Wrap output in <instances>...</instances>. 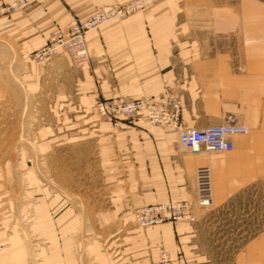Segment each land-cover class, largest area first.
Instances as JSON below:
<instances>
[{
    "label": "crops",
    "instance_id": "crops-1",
    "mask_svg": "<svg viewBox=\"0 0 264 264\" xmlns=\"http://www.w3.org/2000/svg\"><path fill=\"white\" fill-rule=\"evenodd\" d=\"M13 1L0 0V6ZM126 1L28 0L0 16V107L10 111L12 106L20 122L26 97L33 100L29 110L36 107L41 115L35 144L47 163V170L36 160L27 172L10 167L9 146L25 141L0 135V264H30L17 227L30 207L33 229L48 242L45 264H84L85 253L98 264H158L161 247L175 264H209L195 222L142 228L134 209L195 198L200 165L210 168L211 178L215 170L220 200L230 183L253 176L251 163L264 161V74L240 67L249 60L219 53L217 8L203 10L199 0H160L88 31L91 59L81 70L66 52L41 63L33 60L55 28L97 7ZM212 17L215 34L201 31ZM173 92L182 100L181 126L220 124L233 114L238 124L249 127L232 138L241 158L226 162L210 156L226 152L192 155L175 128L150 127L143 117L133 122L105 118L94 108L99 96L164 100ZM251 129L257 136L248 139ZM236 166L243 175L229 177ZM85 234L88 242L81 245Z\"/></svg>",
    "mask_w": 264,
    "mask_h": 264
},
{
    "label": "rangeland",
    "instance_id": "rangeland-1",
    "mask_svg": "<svg viewBox=\"0 0 264 264\" xmlns=\"http://www.w3.org/2000/svg\"><path fill=\"white\" fill-rule=\"evenodd\" d=\"M199 1L202 5L201 8L203 10L208 8L213 9L214 7L217 8L219 30H217L216 33L219 53L225 56L249 60V65L243 64L240 65V67L246 69V71L248 70L250 72L264 74V0ZM225 16H227V20ZM75 19H73L70 23L74 22ZM202 20L204 23L206 22V18L202 17ZM213 20L214 18L212 17L211 25H203L201 31L208 30L212 34H215V26L213 25ZM226 21H228L227 26L224 24V22ZM70 23L66 26L57 28H67ZM57 28H55L53 32ZM53 32L47 42L51 39ZM46 43H44L43 45H45ZM62 52H66L69 54L72 60L73 67L76 70H81V68L91 59L90 55L88 60H79L75 58L71 52L65 49H60L56 54ZM32 58L34 61L41 63L50 59L51 57L42 61H37L34 58L33 53ZM169 96H176L180 100L182 106V100L177 93H170ZM114 97L135 98L128 95H115ZM2 98L3 79L0 75V101L2 100ZM101 99L110 98L99 96L95 102V111L105 118H115L114 116L103 114L97 109V102ZM32 103L33 100H31V98L29 97H26V112L24 114V118H22L20 122L18 120L19 116L15 112H13L14 110H12V106L10 111H2L0 107V135L5 134L14 137L20 136L22 140L25 141V145L19 146L15 144L9 146V166L12 168H21L26 172L35 168V160L38 165L41 162L43 168L47 167V163L45 162L44 158L41 159V156L35 144V128L41 118V115L36 107H33L31 108V110H29L28 105ZM116 117L124 118L132 122L135 119H129L123 116ZM147 122L150 127L164 126L154 125L148 120ZM164 127L177 129L178 136L179 126ZM255 132V130L251 129L246 137L248 139L256 137L257 134L255 135ZM1 147L2 146H0V152ZM253 152L257 153V150L255 149L251 151V154ZM240 155L241 154L237 152L236 146L234 150L230 152L210 154V156H217L216 158L226 162L230 161L232 158H235L232 160H239L241 158ZM263 164L264 161L260 160H255L253 163H251L250 174L253 176L244 178V181L242 180L240 182H235L234 184L230 183L229 193H226L220 200L216 199L215 197L216 173L214 170L211 178V182L213 180L214 184V202L207 207H200L194 204L192 216L190 218L183 219L196 223L198 232L199 234H201V237L204 240L203 244L205 246L206 253L203 260H206L207 263L264 264V168H261V165ZM235 170L237 171H235L234 174L231 173L229 177L232 178L233 176L234 178L243 175L242 168H237L236 166ZM226 179L229 178H226V175L224 174L222 177V182H224L225 184L227 183ZM196 196L197 185L195 198L187 199L195 202ZM77 198L79 199V196H76V199ZM79 201L77 202V204L80 206L81 199H79ZM145 204L150 203H144L142 205ZM140 206H138L137 208H139ZM137 208L134 209L135 216ZM33 210V207L29 208L28 214L22 217L17 227L25 238L28 249L29 263L45 264V252L48 248V242L44 235L35 231L32 227L31 217L33 214ZM16 218V216H13L12 222L17 221ZM135 223L139 227H141L137 223L136 217ZM88 236L89 234H85L82 237V240H80L81 245H84L88 242ZM162 250L168 251L166 248L161 247L159 251V259ZM84 253L85 252H83V254ZM168 253L170 254L169 251ZM80 254H82V248L80 249ZM172 260L175 264L176 261L173 258ZM84 264H98V262L92 255H88L87 253H85Z\"/></svg>",
    "mask_w": 264,
    "mask_h": 264
},
{
    "label": "built area",
    "instance_id": "built-area-1",
    "mask_svg": "<svg viewBox=\"0 0 264 264\" xmlns=\"http://www.w3.org/2000/svg\"><path fill=\"white\" fill-rule=\"evenodd\" d=\"M160 0H128L120 4L97 7L82 18H77L67 28H57L51 39L34 52L37 61L52 57L60 49L68 50L79 60H88L90 50L86 33L98 29L112 20H121L144 10ZM28 0H15L0 6V16L24 6ZM181 102L176 96L164 100H148L144 97H114L101 99L97 109L110 116L136 118L142 116L154 125L178 127L181 145L193 155L203 152H227L234 148L233 136L247 133L249 127L238 124L233 114H228L226 122L204 127L181 126ZM197 196L195 202L188 199L145 204L137 208L136 221L142 227H150L165 221L177 222L192 216L194 204L207 207L213 203L211 172L207 165H200L196 171ZM158 264H174L166 250H162Z\"/></svg>",
    "mask_w": 264,
    "mask_h": 264
}]
</instances>
